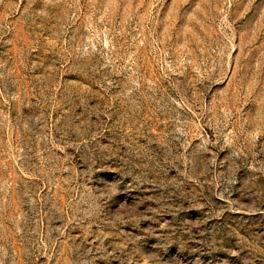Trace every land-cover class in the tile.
<instances>
[{"label":"rangeland","instance_id":"1","mask_svg":"<svg viewBox=\"0 0 264 264\" xmlns=\"http://www.w3.org/2000/svg\"><path fill=\"white\" fill-rule=\"evenodd\" d=\"M0 264H264V0H0Z\"/></svg>","mask_w":264,"mask_h":264}]
</instances>
